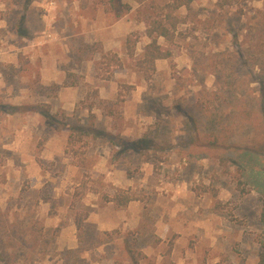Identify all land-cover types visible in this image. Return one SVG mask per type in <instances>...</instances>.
I'll use <instances>...</instances> for the list:
<instances>
[{
  "label": "rangeland",
  "instance_id": "obj_1",
  "mask_svg": "<svg viewBox=\"0 0 264 264\" xmlns=\"http://www.w3.org/2000/svg\"><path fill=\"white\" fill-rule=\"evenodd\" d=\"M169 2L0 0V264H264V0L178 7L146 80Z\"/></svg>",
  "mask_w": 264,
  "mask_h": 264
},
{
  "label": "trees",
  "instance_id": "obj_2",
  "mask_svg": "<svg viewBox=\"0 0 264 264\" xmlns=\"http://www.w3.org/2000/svg\"><path fill=\"white\" fill-rule=\"evenodd\" d=\"M192 1L193 0H172V2L166 3L164 5L163 11L155 13V15H152L151 13L148 15L145 33L150 38V41L144 46L141 57L135 60L136 67L143 72L146 80L150 79L152 72L155 70V61L157 59L168 58L171 56V49H163L157 42V38L162 37L164 40L172 42V39L176 34L177 26L180 23H183L182 17L176 15L174 10L183 5L188 7ZM135 40L136 39L132 38L131 36H127L125 38L124 47L126 54L129 57L134 55ZM101 57L103 60H106V63L113 62L117 66H121V61L119 60V57L116 53L103 51L101 53ZM149 139L150 138L148 136L136 139L132 141V147L135 146L139 152L145 153V155L148 156L147 153L149 150H151L150 146H152V142ZM84 192L85 190L79 187L75 190L74 195L80 199L82 198ZM100 199L103 202H111L115 207L124 208L128 202L135 199V197L127 190L119 189L115 190L112 195L108 193H102L100 195ZM87 213L88 212L83 211L82 213H78L74 218L76 228H81Z\"/></svg>",
  "mask_w": 264,
  "mask_h": 264
},
{
  "label": "crops",
  "instance_id": "obj_3",
  "mask_svg": "<svg viewBox=\"0 0 264 264\" xmlns=\"http://www.w3.org/2000/svg\"><path fill=\"white\" fill-rule=\"evenodd\" d=\"M106 48H108V47H107V46H105V49H106ZM73 105H74V103H73V102H69V103H68V106H69V107H71V106H73ZM68 106H67V107H68ZM128 203H129V202H128ZM129 204H131V203H129ZM129 204H128V205H129Z\"/></svg>",
  "mask_w": 264,
  "mask_h": 264
}]
</instances>
